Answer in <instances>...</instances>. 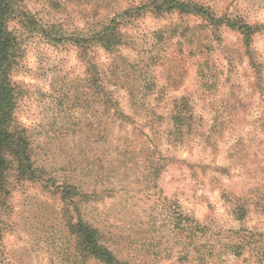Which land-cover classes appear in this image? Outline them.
Wrapping results in <instances>:
<instances>
[{
  "label": "rangeland",
  "instance_id": "1",
  "mask_svg": "<svg viewBox=\"0 0 264 264\" xmlns=\"http://www.w3.org/2000/svg\"><path fill=\"white\" fill-rule=\"evenodd\" d=\"M199 1L264 24V0ZM25 2L70 31L139 0ZM124 22L120 51L94 56L126 123L94 93L74 46L25 38L16 114L36 164L78 187L81 215L132 264H264V27L247 54L240 32H211L194 16ZM182 97L180 129L169 112ZM65 201L42 182L15 186L0 216V264H72L65 218L75 213Z\"/></svg>",
  "mask_w": 264,
  "mask_h": 264
},
{
  "label": "trees",
  "instance_id": "2",
  "mask_svg": "<svg viewBox=\"0 0 264 264\" xmlns=\"http://www.w3.org/2000/svg\"><path fill=\"white\" fill-rule=\"evenodd\" d=\"M146 13L154 17L194 16L205 22L211 32L221 26L235 29L242 35V45L247 54H250L253 35L264 27V24H250L235 16H218L209 5L199 0H139L134 7L115 12L113 16L101 17L85 29L69 31L59 23L39 18L25 0H0V216L9 209L11 194L21 182H42L44 186L55 188L66 199V206H71L75 213L74 218L67 214L65 218L67 232L73 237L72 264H85L89 259L101 264L132 263L108 248L101 231L81 215L78 203L84 194L78 192V187L74 183H59L45 168L36 164L31 136L16 114L23 89L13 76L22 60L27 36H39L52 46L68 43L75 47L77 59L83 63L87 82L94 93L101 96L115 121L126 123L130 117L120 107L115 92L106 88L94 50L101 48L108 54L118 53L125 44L124 21ZM167 30L165 26L155 31V41L158 42ZM252 65L258 68L259 63L253 62ZM188 111L183 97L175 99L169 121L177 128H184ZM239 215L236 217L241 218Z\"/></svg>",
  "mask_w": 264,
  "mask_h": 264
}]
</instances>
